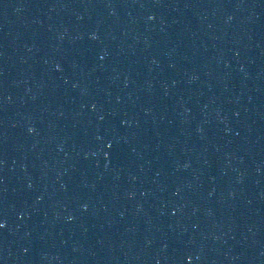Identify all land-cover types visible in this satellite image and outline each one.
I'll list each match as a JSON object with an SVG mask.
<instances>
[{
  "label": "water",
  "instance_id": "1",
  "mask_svg": "<svg viewBox=\"0 0 264 264\" xmlns=\"http://www.w3.org/2000/svg\"><path fill=\"white\" fill-rule=\"evenodd\" d=\"M0 264H264V0H0Z\"/></svg>",
  "mask_w": 264,
  "mask_h": 264
}]
</instances>
